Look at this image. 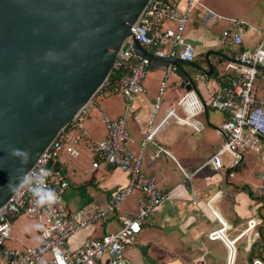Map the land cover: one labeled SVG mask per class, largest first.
Wrapping results in <instances>:
<instances>
[{
	"label": "built area",
	"instance_id": "obj_1",
	"mask_svg": "<svg viewBox=\"0 0 264 264\" xmlns=\"http://www.w3.org/2000/svg\"><path fill=\"white\" fill-rule=\"evenodd\" d=\"M179 1L181 0H149L133 25L132 32L136 40L154 54L194 61L195 48L185 37V27L197 0H183L185 5L181 10L178 7ZM206 12V16L213 15L209 9H206ZM229 20L230 25L221 30L218 38L219 49L228 57L220 70L221 79L211 80L216 84L210 91L211 104L227 115L220 126L225 140L207 161L215 168L222 167L221 155L225 152L240 158V152L253 151L260 154L264 160V72L261 68L264 66V37L254 48L241 49L246 23L241 19ZM166 23H173L174 26L166 27ZM149 69L150 60L135 52L130 41H125L112 64L111 72H118V78L112 84L106 80L98 92L104 88L103 90L120 93L131 100L144 91V80ZM169 71L168 66L165 73L168 74ZM199 77L208 76L198 73L194 79ZM166 85L165 74L158 84L157 95L137 153H133L129 148L130 135L125 115L114 119L104 116L106 137L95 141L86 138L81 122L90 103L80 110L69 123V131L75 130V133H65L64 129L27 171L36 181L37 187H45L42 177L46 176L45 183L48 188L54 190L58 202L40 206L27 187L18 186L0 209V264H98L104 256L108 257L109 264H132L124 254L125 249L137 242L142 224L167 195L159 189L153 176L141 170L146 145H155L151 159L161 153H167L166 148L155 139L160 128L170 119L198 128V123L192 117L203 111L206 106L191 81V88L166 108L164 116L156 121ZM176 106L186 112L184 118L178 116ZM128 108L129 104H126V110ZM83 140L94 155L92 166L119 168L128 178L127 182L113 190L103 203L71 209L65 199V192L70 186L69 178L63 171L61 162L58 168H53L51 164L56 158L59 159L62 152L77 156V145ZM256 176L259 184L254 189L258 193H264V169L258 171ZM134 191L141 193L136 212L123 213L117 230L100 237L88 236L77 247H69L67 240L71 236L88 226L105 223ZM20 214L36 221L41 237L38 244L23 245L20 248L7 244L13 239L12 218ZM257 223V220L249 219L246 229H253ZM223 228L224 225L213 230L209 237L223 239L230 250L231 244L224 236ZM252 264L264 263L260 259H254Z\"/></svg>",
	"mask_w": 264,
	"mask_h": 264
},
{
	"label": "crops",
	"instance_id": "obj_2",
	"mask_svg": "<svg viewBox=\"0 0 264 264\" xmlns=\"http://www.w3.org/2000/svg\"><path fill=\"white\" fill-rule=\"evenodd\" d=\"M178 3L179 9H183L184 1ZM217 8L220 9V6L210 0H197L185 27V37L195 48L194 63L205 69L208 68L205 55L207 51L224 53L219 49V35H213L210 31L212 26L221 23L222 26L224 25L223 29L230 25L231 18L243 20L247 27L241 47L245 49L254 48L264 37V12L262 14L261 11L259 12L260 17L257 20L250 11L246 12L248 15L244 17H234L217 12ZM206 9L211 10L213 15L206 16ZM165 26L173 27L174 24L166 23ZM165 48L167 52L168 45ZM213 55L218 58L221 56L214 53L208 56L211 64L216 65L220 71L223 63L219 65V62H215L211 58ZM168 66L170 71L167 74L165 71ZM168 66L163 68L159 65L157 68H150L144 80V91L131 100L120 93H111L107 89L98 92L81 120L86 138L95 141L104 139L106 137L104 116L114 119L125 115L130 135L129 148L133 153H137L140 150L143 132L161 78L166 74L167 85L162 94L156 121L160 120L166 108L174 104L186 91L185 85L182 84L184 77L179 69L176 68L174 71L171 64ZM180 66L190 74L191 79H188L187 83L194 82V89L205 101L206 106L203 111L192 117L198 123V128L173 119L168 120L160 128L155 139L166 148L167 153H161L151 159L150 155L155 151V145L153 143L146 145L141 170L153 176L159 189L167 195L142 224L137 242L126 248L124 254L132 264H236V243L246 239L244 251L245 255L249 254L253 230H247L246 223L251 218L257 222L261 221L262 218L256 217V214L257 210H260L264 215V207L248 192L249 188L252 192L255 191V187L252 185L249 172H246V164L250 162L243 154L237 158L230 152L223 153L225 158L221 155V168H215L207 163L210 156L225 140L220 126L227 115L211 104L210 91L216 85L211 81L214 78L207 75V78L194 79L196 74L203 72L193 66L184 64ZM187 66L194 68L195 72L188 71ZM154 78L159 79L156 88L151 82ZM100 95L102 97L97 100L96 97ZM126 104H129L127 110ZM176 112L180 118L186 116V112L179 107L176 108ZM69 132L72 135L75 130ZM77 149L79 153L75 157L65 152L59 157V162L70 182L65 192V199L69 207L72 200H77L79 203L75 208L70 207L71 209L103 203L109 194L123 186L128 178L119 168L92 166L94 155L86 147L84 140L77 145ZM260 170L262 169L250 170L251 175L253 174L258 180V184L259 179L256 174ZM140 196L141 193L136 191L133 206L122 207L123 201L105 223L88 226L71 236L68 241L69 247H77L88 236L100 237L102 234L117 230L123 213L136 212ZM253 196H255L254 192ZM223 225L222 232L228 241L237 238L236 242L230 245V250L223 239L209 237L210 232ZM36 230L39 240L33 245L41 241L38 225ZM98 264H109L108 257L104 256ZM239 264H248L247 258Z\"/></svg>",
	"mask_w": 264,
	"mask_h": 264
},
{
	"label": "water",
	"instance_id": "obj_3",
	"mask_svg": "<svg viewBox=\"0 0 264 264\" xmlns=\"http://www.w3.org/2000/svg\"><path fill=\"white\" fill-rule=\"evenodd\" d=\"M148 1L0 0V209L16 190L9 185L19 186L20 177L98 93L125 41L150 60V68L179 69L186 90L191 76L180 65L210 75L209 54L228 57L207 51L205 69L148 50L132 32ZM12 148L30 151L25 167L9 155Z\"/></svg>",
	"mask_w": 264,
	"mask_h": 264
},
{
	"label": "rangeland",
	"instance_id": "obj_4",
	"mask_svg": "<svg viewBox=\"0 0 264 264\" xmlns=\"http://www.w3.org/2000/svg\"><path fill=\"white\" fill-rule=\"evenodd\" d=\"M210 1L213 3H216L217 5L220 6V9L219 8L216 9L217 12L222 13V14H227L229 16L244 17L245 15H248L247 13H248V11H250L253 15V18L258 20L260 17L259 12L261 11V14H262V12H264V1L263 0H210ZM223 26L221 23H219L218 25L212 26L211 27L212 29L210 31L213 35H215V34L219 35ZM213 37H211V38H213ZM211 58L213 60H215V62H219V65L221 63L224 64V60L221 58H218L214 55ZM187 69L190 72H193V73L195 72L194 68H192V67L187 66ZM158 80L159 79L154 78L151 81L152 86L154 88L157 87ZM199 84H200V81H199ZM101 97H102V95L97 96L96 99L99 100ZM90 104H91V102H90ZM87 154L88 153H86V156H87V159L89 160L90 158ZM240 154H243L245 159H247L250 162L249 164H246L247 165V171L246 172H249L250 179L252 180V185H253V183H255L253 186L256 187L258 184V180L253 176V174L251 175L252 171L250 172V170H251V168L254 171L258 170L260 168L263 169L264 168L263 158L260 157V154H256L255 152L248 151V150H244L243 152H240ZM223 158H225V156H223ZM135 192L136 191L132 192L124 200V202L122 203V207L124 205H126V206L128 205V207L133 206V199L135 196ZM253 192L255 195H258V196L264 194V193L255 192L254 190H253ZM78 204L79 203L77 200H74V201L72 200V202H70V207L75 208L76 206H78ZM262 214L263 213H261L260 210H257L256 217L261 218V216H264ZM11 224H12L13 239L9 240L10 242L8 241V243H7L8 245L10 244V247H14V248L22 247L23 243L25 245L26 244L27 245H33L39 240V236H38L37 230H36L37 224H36V221H34L33 219L28 218L24 214H20L16 217L12 218ZM252 230H253L251 232L252 240L257 239V236H258L257 233L258 232L261 235H264V219H262V223H260V225L258 222L256 227H254ZM69 239L67 240L68 245H69V242H68ZM245 240L242 239L236 243V248H237V253H236V257H235V263L236 264H239L240 261H244V259L247 258V253L245 255V251H244V246H245V242H246ZM258 246L259 247L257 248V250H262V254H264V239L261 241V244H259ZM247 261H248V259H247Z\"/></svg>",
	"mask_w": 264,
	"mask_h": 264
},
{
	"label": "clouds",
	"instance_id": "obj_5",
	"mask_svg": "<svg viewBox=\"0 0 264 264\" xmlns=\"http://www.w3.org/2000/svg\"><path fill=\"white\" fill-rule=\"evenodd\" d=\"M9 155L19 159L21 167H25L31 159V153L27 149L12 148L9 150ZM42 179L45 187H37V183L32 178V175L30 173H26L20 177L19 186L27 187L31 195L36 199L37 204L40 206L45 204L51 205L58 202V196L55 194L54 190L48 188L45 183L46 176H43ZM9 187L12 190H15L17 185L10 184Z\"/></svg>",
	"mask_w": 264,
	"mask_h": 264
},
{
	"label": "trees",
	"instance_id": "obj_6",
	"mask_svg": "<svg viewBox=\"0 0 264 264\" xmlns=\"http://www.w3.org/2000/svg\"><path fill=\"white\" fill-rule=\"evenodd\" d=\"M241 49H244L243 47H241ZM221 59H223L224 61L226 60V58H222L220 57ZM212 67H213V71L210 75H208L209 77L211 78H214L216 80H220L221 79V76H220V71L216 68V65L212 64ZM262 71L264 72V68H262ZM119 76V73L118 72H115V71H112L108 77V82L109 83H115L116 79L118 78ZM193 86L194 85V82H193ZM103 89L101 90V92H103ZM196 90V89H195ZM71 126L70 124H68L65 128V133L68 132L70 130ZM55 162V163H54ZM54 162L51 164V166L53 168H58L59 166V159L56 158L54 160ZM248 192L249 194L254 198V199H257L258 201L261 202V205L264 206V194L263 195H260V196H253V192L251 190L248 189ZM262 219H264V216H261ZM260 223H262V220L259 221V225ZM258 224V223H257ZM257 239L253 240L252 243H251V247H250V252L249 254L247 255V259H248V264H252L253 260L256 259L255 257H258V259H260L263 263H264V254H262V250H257V248L259 247L258 245L261 244V241L264 239V235H261L259 232L257 233ZM261 247V246H260ZM263 248V247H262ZM261 249V248H260ZM258 251V252H257Z\"/></svg>",
	"mask_w": 264,
	"mask_h": 264
},
{
	"label": "bare ground",
	"instance_id": "obj_7",
	"mask_svg": "<svg viewBox=\"0 0 264 264\" xmlns=\"http://www.w3.org/2000/svg\"><path fill=\"white\" fill-rule=\"evenodd\" d=\"M218 66V65H217ZM84 121V120H83ZM55 163V162H54ZM255 183H253V185H254ZM250 189V188H249ZM96 202V201H95ZM81 206V205H80ZM98 237V236H97ZM237 239V238H236ZM236 239H232V240H229L230 241V244H231V246H232V244L234 243V241L236 240ZM236 242V241H235Z\"/></svg>",
	"mask_w": 264,
	"mask_h": 264
}]
</instances>
